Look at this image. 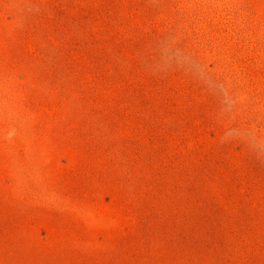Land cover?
<instances>
[{"label": "rangeland", "instance_id": "374dc122", "mask_svg": "<svg viewBox=\"0 0 264 264\" xmlns=\"http://www.w3.org/2000/svg\"><path fill=\"white\" fill-rule=\"evenodd\" d=\"M0 264H264V0H0Z\"/></svg>", "mask_w": 264, "mask_h": 264}]
</instances>
